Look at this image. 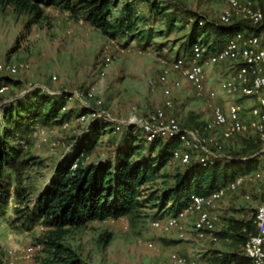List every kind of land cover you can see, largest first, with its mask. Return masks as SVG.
I'll use <instances>...</instances> for the list:
<instances>
[{
	"label": "rangeland",
	"instance_id": "rangeland-1",
	"mask_svg": "<svg viewBox=\"0 0 264 264\" xmlns=\"http://www.w3.org/2000/svg\"><path fill=\"white\" fill-rule=\"evenodd\" d=\"M256 1L264 7V0ZM126 3L131 5L132 13L124 23L121 19ZM224 6L225 3L215 0H114L110 18L117 21V34L111 37L82 15L75 17L69 11L50 6L42 7L41 17L34 20V13L29 9L0 0V61L18 66L15 75L3 77L8 88L0 94V112L6 104L22 101L30 91L38 89L43 97H56L69 111L67 118H71L65 127L60 120L43 122L38 119L26 138L9 141L12 145L21 143V155L16 160L15 170L7 169L12 184L8 204L0 214V264H6L7 251L11 248L18 250L17 264H55L53 250L42 242L48 228L40 222L27 227L13 221L16 205L13 190L20 186L29 204L35 203L53 177L56 164L74 156L78 141L87 132L89 123L96 120L77 121L83 109L85 112L97 109L111 119L96 144L84 155V161L112 158L116 145L126 136L127 126L134 125L132 135L137 136L140 120L162 107L161 88L149 81L155 83L167 58L188 51L195 15L204 22L218 24L219 12ZM205 35L200 36L201 41ZM107 55L111 63L101 77L98 70ZM227 67L217 73L216 78H213L214 66L208 69L212 88H218ZM91 88L94 98L101 100L99 106L92 99H80ZM172 93L174 107L167 115L176 117L184 129L201 130L211 115L205 98L196 96L185 80L180 87L173 88ZM218 101L224 108L237 103L244 111L256 105L252 98L226 96L221 92ZM244 117L247 120V114ZM117 123L121 129L114 132L112 125ZM250 142L255 145V138L249 134L235 135L224 142L225 151L244 160L248 157L245 147ZM138 143L140 153H147L149 144ZM257 151L253 150L251 157L256 158ZM21 159L26 160V164L19 165ZM259 163L256 160L250 170ZM179 168L183 167L178 163H167L161 173L170 176L164 178V182L159 179L158 187L171 186V174ZM259 189L264 191V181L243 185L217 201L213 208L219 219L217 230H226L228 219L253 221L258 201L262 199H259ZM246 194H251L250 200L244 197ZM167 214L166 210L148 205L135 214L93 220L68 228L60 243L88 264H172L169 256L174 252L185 256L187 264H191L195 257L202 258L201 254L205 255L208 250L241 251L243 243H237L230 232L217 242L201 243L189 236V225L184 239H178L175 231L165 233L151 226L152 220ZM148 242H152L153 247H148ZM30 244L39 247L26 258L23 249Z\"/></svg>",
	"mask_w": 264,
	"mask_h": 264
},
{
	"label": "trees",
	"instance_id": "trees-1",
	"mask_svg": "<svg viewBox=\"0 0 264 264\" xmlns=\"http://www.w3.org/2000/svg\"><path fill=\"white\" fill-rule=\"evenodd\" d=\"M8 1L20 9H29L34 13V20L41 17L42 7L53 6L69 11L75 17L82 15L104 35L113 37L117 34V21L110 18L114 0ZM131 13V5L126 3L121 21L127 22L126 18L131 16ZM195 17L190 29L187 45L189 47L204 33L206 35L203 41L214 50L236 31L261 30L260 26L251 27L245 21L220 25L204 22L197 15ZM25 96L22 101L6 104L0 112V214L11 196L9 189L12 182L7 169L15 170L16 160L21 155V143L12 145L9 141L26 138L30 127L38 119L43 122L64 121L69 117L68 110L61 112L63 105H60L61 102L57 101L56 97H43L38 89ZM82 111L85 112V109ZM108 125V122L101 119L89 123L87 132L76 145L74 156L63 158L56 164L53 177L33 205L29 204L20 186L12 192L16 200L13 221L27 227L29 224L40 222L48 228L42 242L53 250L55 264H88L60 243L61 236L68 228L79 227L93 220L135 214L148 205L157 207L160 211L178 213L187 205L192 195L208 194L236 175L250 171L257 160L251 157V152L259 148L258 143L255 141L253 145L250 142L248 147H245L248 149L245 156L248 157L244 160L233 157L215 160L206 165L191 161L186 165H179L183 168L171 174V186L158 187L159 179L164 182V178L170 176L162 174L161 169L169 163L172 151L178 145L177 138L156 137L147 142L141 129L137 136L132 135L134 125H128L126 136L116 145L112 158L86 163L84 155L96 144L101 131ZM139 141L149 144L147 153H140ZM18 162L19 165H24L27 161L21 159ZM227 223L226 230L217 231V234L221 238L230 232L237 243H243L249 234L256 231L252 220L228 219ZM212 260L216 264H252L241 251H214Z\"/></svg>",
	"mask_w": 264,
	"mask_h": 264
},
{
	"label": "built area",
	"instance_id": "built-area-1",
	"mask_svg": "<svg viewBox=\"0 0 264 264\" xmlns=\"http://www.w3.org/2000/svg\"><path fill=\"white\" fill-rule=\"evenodd\" d=\"M225 3L218 16V24L230 25L236 21H245L251 27L260 26L261 30L252 29L236 31L225 38L223 43L214 50L209 44L200 39L192 43L188 51L183 54L167 58L155 81L163 95V105L140 120L139 127L147 142L156 137H175L178 145L172 151L169 163L186 165L196 161L202 165L219 159H231L232 155L225 151L224 142L235 135L253 136L258 143V151L254 154L260 162L257 167L248 172L238 174L224 185L205 195H192L187 205L178 213H168L161 218L151 221V226L161 232L175 231L178 239L186 238L187 221H191V230L195 239L217 242V213L213 210L215 203L228 193L236 191L246 184L264 181V7L256 0H215ZM201 24V21L199 22ZM111 63V57L105 56L99 67L98 74L103 77ZM227 63L224 77L219 81L218 88L207 85L206 70ZM18 66L11 62L0 61V94L8 88L3 81L6 75H15ZM182 80L187 81L196 96L205 98L208 102L210 117L205 121L201 130H187L179 125L173 115L167 111L173 109V88L181 86ZM93 88L80 96L81 100L92 99L97 106L101 100H96ZM220 92L226 96L252 98L256 105L244 111L237 103H230L227 108L218 101ZM66 111L65 105L61 112ZM247 114V120H244ZM101 119L110 122L109 116L102 115L101 111L92 109L76 117L77 121ZM70 119L62 121L67 126ZM89 120V121H90ZM132 121H128L130 124ZM119 123V122H118ZM112 125L114 132L121 129L119 124ZM246 159V158H245ZM251 199V194L244 196ZM255 233L249 234L243 242L241 251L252 264H264V194L256 206L253 219ZM153 247L152 242L147 243ZM39 245L30 244L24 247L26 258H30ZM18 250L11 248L7 251L6 264H17ZM172 264H187L185 256L171 253ZM40 264V263H37Z\"/></svg>",
	"mask_w": 264,
	"mask_h": 264
},
{
	"label": "crops",
	"instance_id": "crops-1",
	"mask_svg": "<svg viewBox=\"0 0 264 264\" xmlns=\"http://www.w3.org/2000/svg\"><path fill=\"white\" fill-rule=\"evenodd\" d=\"M227 66V63H223V64H218V65H215L214 66V71H213V74H214V77L213 78H216L218 74L221 73V71H224V67ZM218 73V74H217ZM212 74V75H213ZM209 75V76H208ZM206 77H207V85L209 87L212 86V79H210V71L208 72V69L206 70ZM258 195H259V199L260 198H263V194H264V191H260V189L258 190ZM263 193V194H262ZM252 194V193H251ZM262 194V195H261ZM261 196V197H260ZM261 201V200H260ZM258 201V203L260 202ZM188 225H189V228L191 229V221L188 220L187 221V229H188ZM189 236H191L194 241H197V242H201V243H211V241L209 240H197L195 239L194 235H193V232L192 230L189 232ZM213 252L214 251H210L208 250V253H206L205 255L201 254L202 255V258H199V257H195L193 262H191V264H216L213 260H212V257H213Z\"/></svg>",
	"mask_w": 264,
	"mask_h": 264
}]
</instances>
